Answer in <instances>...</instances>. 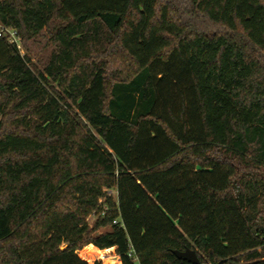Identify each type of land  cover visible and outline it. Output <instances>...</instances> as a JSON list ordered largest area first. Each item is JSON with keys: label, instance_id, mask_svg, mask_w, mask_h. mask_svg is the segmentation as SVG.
<instances>
[{"label": "trees", "instance_id": "obj_1", "mask_svg": "<svg viewBox=\"0 0 264 264\" xmlns=\"http://www.w3.org/2000/svg\"><path fill=\"white\" fill-rule=\"evenodd\" d=\"M0 24L53 45L40 68L0 36V264H264V0H0Z\"/></svg>", "mask_w": 264, "mask_h": 264}, {"label": "rangeland", "instance_id": "obj_2", "mask_svg": "<svg viewBox=\"0 0 264 264\" xmlns=\"http://www.w3.org/2000/svg\"><path fill=\"white\" fill-rule=\"evenodd\" d=\"M19 49L23 55L27 54L33 63L42 68L43 61L51 55L53 49L51 34L47 30H45L43 35L38 37L35 41L31 42L29 52L24 48L21 42ZM109 193L113 194L115 199L117 198L115 190ZM96 220L97 216H94L92 214L88 217V222L91 226L95 223ZM109 230L110 226L101 228L97 232V234H101ZM78 253L81 258L88 260L90 264H93L98 260L101 261V264H121V258L116 253L115 247L105 250L98 247H92V245L90 244L84 246L78 251Z\"/></svg>", "mask_w": 264, "mask_h": 264}, {"label": "built area", "instance_id": "obj_3", "mask_svg": "<svg viewBox=\"0 0 264 264\" xmlns=\"http://www.w3.org/2000/svg\"><path fill=\"white\" fill-rule=\"evenodd\" d=\"M0 36H7L10 42L16 43L17 46L20 48L19 36L14 28L0 24ZM108 209H109L108 206H104L101 211H94L92 215L97 216V218L104 217L107 214ZM118 222H120V220L118 219L114 220V223H118ZM121 225L123 226L124 224L121 222Z\"/></svg>", "mask_w": 264, "mask_h": 264}, {"label": "water", "instance_id": "obj_4", "mask_svg": "<svg viewBox=\"0 0 264 264\" xmlns=\"http://www.w3.org/2000/svg\"><path fill=\"white\" fill-rule=\"evenodd\" d=\"M65 248V247H62ZM174 253L179 257L185 260L190 261L193 264H201L200 258L197 254V251L193 248H187L184 251L174 250Z\"/></svg>", "mask_w": 264, "mask_h": 264}, {"label": "crops", "instance_id": "obj_5", "mask_svg": "<svg viewBox=\"0 0 264 264\" xmlns=\"http://www.w3.org/2000/svg\"><path fill=\"white\" fill-rule=\"evenodd\" d=\"M92 245V247H96V246H94L93 244H91ZM112 248H114V247H112ZM112 248H108V249H112Z\"/></svg>", "mask_w": 264, "mask_h": 264}]
</instances>
